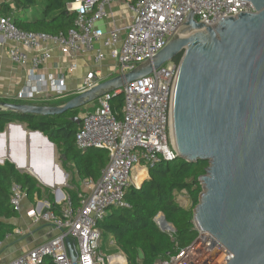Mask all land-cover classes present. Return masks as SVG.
Listing matches in <instances>:
<instances>
[{"label":"built area","instance_id":"1","mask_svg":"<svg viewBox=\"0 0 264 264\" xmlns=\"http://www.w3.org/2000/svg\"><path fill=\"white\" fill-rule=\"evenodd\" d=\"M117 1L127 11L128 20L125 24L114 23L106 31L103 24L110 16L108 8ZM67 9L76 15L75 26L56 36L21 30L11 17L0 14V49H5L13 64L28 67V81L17 92V101L35 100L49 90L57 95L66 91L64 75L38 73L52 56L48 43H54L62 53L72 57L92 56L97 67L87 71L81 92L110 79L98 67L108 55L115 63L109 66V71H119L118 74L128 73L153 59L181 31L191 12H195L198 22L208 26L216 25L222 16L236 17L238 11L256 12L249 0H72ZM78 67L72 61L66 71L71 74ZM178 72V62H166L146 77L103 95L93 110L80 113L76 146L81 150H107V165L97 180H82L84 192L80 193L78 208H74L66 192L58 199V190L55 204L61 207L60 213L53 209L49 199L34 205L30 217L35 222L52 224L58 234L6 262H2L0 246V264H41L46 257H51L55 264H73L68 239L78 255V264H128L120 250L112 254L99 250L100 223L111 209L129 207L125 194L131 185L138 187L132 179L136 167L149 169L162 161L176 159L172 107ZM115 95L123 96L121 118L112 108ZM25 197L22 186L13 183L10 204L14 210H21ZM166 232L173 236L176 231ZM232 257V252L211 233L198 230L192 244L153 264H227Z\"/></svg>","mask_w":264,"mask_h":264},{"label":"water","instance_id":"2","mask_svg":"<svg viewBox=\"0 0 264 264\" xmlns=\"http://www.w3.org/2000/svg\"><path fill=\"white\" fill-rule=\"evenodd\" d=\"M249 1L256 12L222 16L214 26L198 22L191 12L181 31L153 59L64 104L0 101V111L48 116L80 109L182 54L172 107L176 158L210 163L200 177L203 191L194 208V225L232 252L227 264H264V0ZM13 128L24 130L21 124ZM34 133L50 145L49 161H54L55 144L42 132ZM5 136L0 133V157L6 155ZM13 162L26 172L27 163L16 158ZM63 195L58 189V199ZM160 214L155 218L160 229L176 231ZM67 245L73 264H78L69 239Z\"/></svg>","mask_w":264,"mask_h":264},{"label":"trees","instance_id":"3","mask_svg":"<svg viewBox=\"0 0 264 264\" xmlns=\"http://www.w3.org/2000/svg\"><path fill=\"white\" fill-rule=\"evenodd\" d=\"M16 1L19 8H15L11 2H3L0 14L11 17L21 30L56 36L66 34L75 26L76 15L67 9V3L72 0ZM30 10L33 11L32 15L28 14ZM181 57L182 54H179L175 61L180 63ZM0 101L15 102L5 98H0ZM111 103L113 111L121 118L123 96L115 95ZM80 113V109H75L59 115L40 116L0 111V133L13 122L24 124L29 130L40 131L60 150L64 164L73 163L81 180H97L109 161L108 152L99 148L81 150L76 146L75 134L80 126ZM209 165V161L190 163L176 158L150 167L149 178L140 187L131 185L128 188L125 199L129 207L111 209L100 223L102 241L111 236L117 249L125 253L128 264H153L157 259L170 258L192 244L198 236L193 218L194 208L203 191L200 177L206 173ZM13 183L20 184L30 200L35 195L42 196V187L35 176L21 171L10 160L0 164V242L16 228L5 220L19 215L10 204ZM71 185L65 191L70 195L74 208H78L80 193L84 191L79 182L73 181ZM183 190L189 192L192 200L190 208L183 207L176 199V193ZM48 199L54 204L53 209L60 213L61 207L55 204L50 192ZM160 213L175 226L173 236L161 230L155 221ZM41 264L55 262L51 257H46Z\"/></svg>","mask_w":264,"mask_h":264},{"label":"crops","instance_id":"4","mask_svg":"<svg viewBox=\"0 0 264 264\" xmlns=\"http://www.w3.org/2000/svg\"><path fill=\"white\" fill-rule=\"evenodd\" d=\"M3 2H11V1L0 0V7ZM108 10L110 12V16L109 18H107L106 23L103 24L106 31H109V28L114 23L125 24L127 22L128 14L127 11H125V9L121 7V1H117L113 3L111 7L108 8ZM48 47L50 48L52 56L43 64L41 69H39L38 73L39 74L52 73L58 77L64 75L65 83H66V91L61 95H57L55 92L49 90L45 94H42V96L36 98L35 100H30V101L37 100L41 102L42 105H47L45 103H47L49 100L52 99L58 98L66 102L69 99L76 96L82 87L83 80L87 71L97 67V65L93 63V59L91 55L78 54V55H73L72 57L70 55H66L62 53L61 49L54 43H48ZM106 52L109 53V49H106ZM72 61H76L79 67L74 73L69 74L67 73L66 69ZM114 64H115L114 61L108 55L106 60L103 61L98 67L104 69L108 78H112L119 73V72L109 71V66L111 65L113 66ZM27 81H28V67H23L13 64L10 61V59L7 57L5 49H0V98H5L8 100H13L17 103H21L22 101L20 102L16 100V94L18 91H20L25 87ZM19 124L20 123L18 122L9 123L4 130L6 134L4 141L6 155L0 157L3 158L4 161L10 160L11 162H13L14 158L18 160L22 159L21 155L20 158L18 154L13 153L12 144H9L8 139L11 140L12 135L14 137H17V134L19 132V134L22 133V135L24 133L25 138L28 137V139L30 138L31 140L32 137L42 138L41 136L35 135L33 130L27 129L26 125L24 124H21L24 129L23 131L15 130V128L13 127H16ZM29 133L31 134L30 136L28 135ZM7 148H8V152H7ZM27 158H28L27 154H25L24 159L27 160ZM51 164L54 166L55 169H57L56 171H58V169L61 172L64 171L61 169L59 165L56 164L55 161L53 163L52 162L48 163V165ZM135 170H139V174L136 173L133 176L135 182H136L135 178L137 176L142 177L143 180L144 176L146 178L149 175V170L147 168L136 167ZM25 171L26 172L28 171V173L34 174L36 176L35 172L31 170L29 171L27 167ZM67 179L68 176L66 174L65 180L67 181ZM40 186L42 187L41 197L35 195L34 198L30 200L26 195L25 199L23 200L22 208L19 211V215L17 217H13L5 220L6 222L13 224L16 228L14 232L10 233L9 236H7L4 241L0 242L2 262H6L9 261L10 259L18 257L24 251L34 248L48 241L49 239H51L52 237L58 234V230L52 224L45 222H35L30 217L29 212L34 207V205H36L39 201L48 199V193L50 192L49 191L50 188L42 184H40ZM80 187L83 189L82 180L80 181ZM18 230H20L21 232H18Z\"/></svg>","mask_w":264,"mask_h":264},{"label":"rangeland","instance_id":"5","mask_svg":"<svg viewBox=\"0 0 264 264\" xmlns=\"http://www.w3.org/2000/svg\"><path fill=\"white\" fill-rule=\"evenodd\" d=\"M10 1L14 6H16L15 8H17V7L19 8V5H18L16 0H10ZM32 13H33L32 10L28 11L29 15H32ZM23 14H25V13H23ZM63 102H64V100L57 98V99L49 100L45 104L57 106V105L63 104ZM21 103L42 105V103L37 101V100L36 101H22ZM97 105H98V99L87 104V105H85V106H83L82 108H80V111L85 112V111L93 110V108L96 107ZM8 141H9V144H12L13 153L18 154L19 156L23 155V154H27V157H30V159L33 160L34 162H37L40 160H45L48 163L51 162V161H49V159L51 157L50 156L51 150H50V147L46 146L45 140L43 138L31 140L30 138L28 139V137L24 138L18 132L17 137H14L12 135L11 140L8 139ZM9 144H8V146H9ZM45 149H46V151H45ZM7 152H8V148H7ZM54 161L56 162L57 165H59L61 167L62 170H64V171H62L63 174L56 171L57 169H55L54 166L51 164L52 166L49 165V168L48 167L42 168V169L39 168L37 170V172L35 173L36 176L34 174H32V175L36 177V179L39 181L40 184L45 185L48 188H50L49 191L55 199L58 189H62V191L65 193L66 192L65 189L67 187L68 188L71 187V183L73 181L80 183L81 180H80V178H78L76 169L72 163H68V164L63 163L62 153L60 152V150L57 147H55V160ZM27 167H28V161H27ZM53 173H55V175ZM65 173L68 176L66 184H60L62 181V178L65 177L64 176ZM136 173L139 174V170H135L133 172V176ZM132 179H133V182H135L134 177ZM145 179L146 178L144 176L142 181H144ZM142 181L139 184H137L136 182L135 183L138 186H140ZM52 182H53V184H52ZM176 199L179 202V204L185 208H190L192 206V200H191L189 192L187 190L177 192L176 193ZM112 240L113 239L110 236L109 238L102 241V244H101V247L99 250H102L106 254L116 253L118 251V249H117V246L115 245V242Z\"/></svg>","mask_w":264,"mask_h":264},{"label":"bare ground","instance_id":"6","mask_svg":"<svg viewBox=\"0 0 264 264\" xmlns=\"http://www.w3.org/2000/svg\"><path fill=\"white\" fill-rule=\"evenodd\" d=\"M187 33H189V32H186V33H182V36H186V35H188ZM15 130H21V129H15ZM21 136H23V135H25L24 133H23V135H22V133L20 134ZM29 136L31 135L30 133L28 134ZM35 135H37V136H40L39 134H35ZM33 139H38V137H32V140ZM2 141H5V138L4 139H2ZM46 143V146H48V147H50V145L47 143V142H45ZM50 149H51V147H50ZM45 151H46V149H45ZM20 157V156H19ZM21 157H22V159L20 160V161H24L25 163H27V161H28V167H27V169L30 171H34L35 172V170H34V168L36 169L37 168V170L40 168V169H42V168H46V167H48L49 168V165H48V163L45 161V160H40V161H37V162H34L33 160H31L30 159V157H28L27 158V160H25L24 159V155H21ZM20 157V158H21ZM52 163L54 162V161H51ZM52 171V170H51ZM58 172L59 173H62L59 169H58ZM36 173V172H35ZM40 173V172H39ZM50 173V172H49ZM51 174V173H50ZM54 175H55V173H53ZM58 174V173H57ZM63 174V173H62ZM65 176H66V174H65ZM47 178V177H46ZM136 183H140L141 182V180H142V177H139V176H137L136 178ZM58 183V182H57ZM60 183V182H59ZM52 184H53V182H52ZM55 184V183H54ZM60 184H66V180H65V177H63L62 178V181H61V183Z\"/></svg>","mask_w":264,"mask_h":264}]
</instances>
